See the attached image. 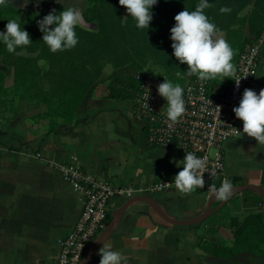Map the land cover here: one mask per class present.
I'll return each instance as SVG.
<instances>
[{
  "label": "crops",
  "instance_id": "1",
  "mask_svg": "<svg viewBox=\"0 0 264 264\" xmlns=\"http://www.w3.org/2000/svg\"><path fill=\"white\" fill-rule=\"evenodd\" d=\"M66 1L68 6L57 0L38 4L31 0L28 6L39 11L77 6L83 13L88 6L87 0ZM83 27L96 29L97 23L85 20ZM246 33L250 35L248 28ZM220 34L226 39L225 31ZM113 70L114 66L107 63L78 107L76 121L61 123L57 131L47 130L49 119L43 115L48 107L40 102L19 100L16 116L0 120V264H57L59 241L74 228L83 208L82 196L57 172V163L75 156L87 172L114 185L142 186L161 180L174 183L182 170L179 162L186 155L177 146L150 143L143 122L134 112V99L109 96L108 78ZM5 76L6 85L8 74ZM11 79L13 85V66ZM247 88L257 94L264 89V42L257 73ZM254 158L260 162H253ZM225 163L233 185L264 187V144L243 133L242 120L240 134L225 144ZM246 191L227 200L214 196L210 216L189 226L166 221L151 203L140 199L120 211L128 200L114 197L107 229L87 251L88 264H100L99 250L105 242L122 253L127 264H252L250 252L224 256L199 245V240L208 239L223 250L235 246L237 226L232 219L243 221L251 213L245 199L259 194ZM211 195L205 186L185 194L174 185L145 196L153 197L169 218L192 220L207 211ZM252 212H264V203Z\"/></svg>",
  "mask_w": 264,
  "mask_h": 264
},
{
  "label": "trees",
  "instance_id": "2",
  "mask_svg": "<svg viewBox=\"0 0 264 264\" xmlns=\"http://www.w3.org/2000/svg\"><path fill=\"white\" fill-rule=\"evenodd\" d=\"M87 1L84 19L96 22L97 28L77 27L78 44L70 50L55 53L43 42V33L38 26V21L52 11L29 14L20 20L18 15L23 9L8 2L0 5V32L6 31L8 20L15 19L21 29L29 32L33 42L18 47L16 53L19 54H16L8 52L0 41V60L11 63L14 68L11 87L5 85L6 76L0 69V113L10 111L13 117L16 116L19 100L44 103L48 107L43 115L49 119L47 130L57 131L61 123L76 121L78 107L88 90L101 78L107 63L114 66L108 78L110 97L134 99L139 89L137 72L149 64L162 67L168 80L174 84L183 86L186 83L188 65L181 64L174 56L170 30L175 25V15L186 8L195 10L199 0H158L152 8L153 20L149 28L144 29L136 26L130 14L124 15L119 0ZM208 2L211 7L204 10L205 14L220 31L226 32V40L235 51L233 61L236 63L246 45L252 41L250 35L259 37L264 33V0ZM225 6L231 8V12L221 13L220 8ZM249 6L252 9L242 15ZM63 10L55 8L57 14ZM246 28L250 35L246 33ZM41 61L46 67L41 65ZM196 77L192 75L191 78ZM262 203L264 199L259 194H252L245 199V206L251 213L243 221L232 219L237 226L234 247L223 250L208 239L199 240V245L224 256L264 250V212H252ZM106 222L108 224L109 215Z\"/></svg>",
  "mask_w": 264,
  "mask_h": 264
},
{
  "label": "built area",
  "instance_id": "3",
  "mask_svg": "<svg viewBox=\"0 0 264 264\" xmlns=\"http://www.w3.org/2000/svg\"><path fill=\"white\" fill-rule=\"evenodd\" d=\"M263 42L264 34L246 45L234 64L235 74L225 84L190 77L182 86L186 112L176 123L167 119V101L158 93V85L168 79L167 74L148 66L137 72L139 89L134 98V112L143 122L150 143L162 147L177 146L185 155L193 152L197 157L206 158V188L213 183L219 188L225 179L229 180L225 171V144L241 132V120L235 116L233 108L239 106L244 90L255 78ZM236 79H241L239 86ZM212 149L214 154H211ZM55 168L83 199L80 218L69 234L59 241L57 264L84 263L89 247L107 228L112 198L128 200L174 186L170 180L142 186L114 185L87 172L75 156L57 163Z\"/></svg>",
  "mask_w": 264,
  "mask_h": 264
},
{
  "label": "clouds",
  "instance_id": "4",
  "mask_svg": "<svg viewBox=\"0 0 264 264\" xmlns=\"http://www.w3.org/2000/svg\"><path fill=\"white\" fill-rule=\"evenodd\" d=\"M8 0H0L5 5ZM31 0H22L26 7ZM39 3V0H37ZM60 3V0H57ZM158 0H119V5L127 9L131 18L140 29L149 28L153 20L152 8ZM208 0H199L193 11L187 8L175 15V25L171 28L173 54L181 64L188 65L187 74L196 75L200 81L213 80L217 77H232L236 67L232 62L235 51L220 34L217 26L205 14L210 8ZM221 13L231 12L229 7H221ZM83 11L77 6L65 7L59 14L55 9L38 21L42 40L53 53L70 50L78 44L76 28L84 26ZM54 26V27H51ZM0 41L10 53H16L18 47H25L32 42L28 31L21 29L15 19L8 20L6 31L0 32ZM19 54V53H16ZM241 79H236L239 86ZM184 88L165 78L158 85V93L167 101V119L176 123L186 112ZM220 109L219 106H216ZM235 116L243 121V133L264 144V89L259 94L246 88L238 107H234ZM183 165L174 178V185L181 193L189 194L198 188H204V169L206 158H200L193 152H186L179 162ZM179 166V165H178ZM208 190L219 200H227L233 193V184L225 179L219 188L213 183ZM100 264H127L126 257L119 251L112 250L106 242L99 250Z\"/></svg>",
  "mask_w": 264,
  "mask_h": 264
},
{
  "label": "rangeland",
  "instance_id": "5",
  "mask_svg": "<svg viewBox=\"0 0 264 264\" xmlns=\"http://www.w3.org/2000/svg\"><path fill=\"white\" fill-rule=\"evenodd\" d=\"M40 1H43V0H39V3H40ZM32 2L38 4L37 0H32ZM56 3H58V2H56ZM66 3H67L66 0H60V4H64V5H67V6H68V4H66ZM8 4L23 9V11L20 13V15H18V19H20V20L25 19L26 16L29 15V14L37 15V14H39L40 12H42V11H39V10H37V9H32L31 7L28 6V4H27V7L22 6V0H9V1H8ZM35 6H37V5H35ZM43 9H44V10H49V9L46 8V7L43 8ZM123 9H124V10H123L124 13H126V12H127V9H126L125 7H124ZM251 9H252V6L247 7V8L242 12V15L247 14ZM89 27H93V26L91 25V26H89ZM259 37H260V36H259ZM259 37H258V38H259ZM23 53H25V52H23ZM232 62L235 64L234 61H232ZM41 65H42L43 67H46V64H45L44 61H41ZM147 66H148L149 68H151L152 70H160V71H163L162 67H160L159 65L149 64V65H147ZM0 67H1V69H3V70L5 71V73L8 74V78H7L6 85H7L8 87H11V86H12V79H11V76H12V65H11L10 63H3V62L0 60ZM190 77H192V76H190ZM195 79H198V77H196ZM229 79H230L229 77H226V78H224V77H217L216 79H213V80L225 84V83H227V82L229 81ZM186 82H187V81H186ZM11 115H12V113H11L10 111L2 112V113H0V120L5 121V120L9 119V118L11 117ZM145 134L148 136L147 132H145ZM214 152H215V150L212 149L211 154H214ZM240 154H241L242 156H245L244 152H242V151L240 152ZM251 161H252V160H251ZM253 162L258 163V162H260V161L258 160V158H257V159L254 158V161H253ZM252 254H253V256L250 258V262H251L252 264H264V250L259 251V252H257V253H252ZM262 255H263V256H262Z\"/></svg>",
  "mask_w": 264,
  "mask_h": 264
},
{
  "label": "water",
  "instance_id": "6",
  "mask_svg": "<svg viewBox=\"0 0 264 264\" xmlns=\"http://www.w3.org/2000/svg\"><path fill=\"white\" fill-rule=\"evenodd\" d=\"M234 187V191L232 194L235 193H240V192H244L246 190H256L261 197L264 199V187L261 185H254V184H240V185H233ZM144 200L147 201L149 203L152 204L153 208L156 210V212L162 217L164 218L166 221L175 224V225H179V226H189V225H194L197 223H200L202 221H204L205 219H207L210 214L212 213V206H213V200H214V196L213 194L210 196L209 202H208V208L207 211L199 218L196 219H192V220H175V219H171L169 218L159 207V205L157 204L156 200L153 197L150 196H137V197H133L128 199V201L123 205V207L120 209V211H122L123 209H125V207L132 202L133 200ZM107 229V228H106ZM110 232L108 233V235L106 237H109ZM105 237V238H106ZM99 247H96V249L93 251V253H95L97 251ZM93 253L91 255H93ZM89 255H86L85 259H84V263L83 264H88L89 260Z\"/></svg>",
  "mask_w": 264,
  "mask_h": 264
}]
</instances>
